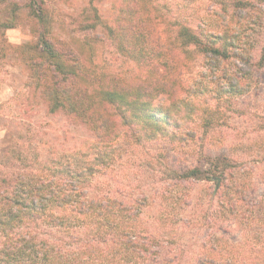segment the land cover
<instances>
[{
	"label": "clouds",
	"instance_id": "9594fccd",
	"mask_svg": "<svg viewBox=\"0 0 264 264\" xmlns=\"http://www.w3.org/2000/svg\"><path fill=\"white\" fill-rule=\"evenodd\" d=\"M0 264H264V0H0Z\"/></svg>",
	"mask_w": 264,
	"mask_h": 264
}]
</instances>
